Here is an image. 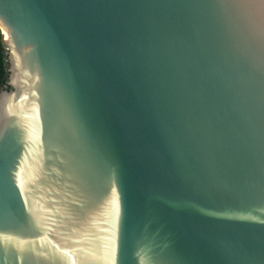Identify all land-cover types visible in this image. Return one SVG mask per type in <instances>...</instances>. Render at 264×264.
I'll use <instances>...</instances> for the list:
<instances>
[{
	"label": "water",
	"instance_id": "95a60500",
	"mask_svg": "<svg viewBox=\"0 0 264 264\" xmlns=\"http://www.w3.org/2000/svg\"><path fill=\"white\" fill-rule=\"evenodd\" d=\"M0 264H264V0H0Z\"/></svg>",
	"mask_w": 264,
	"mask_h": 264
},
{
	"label": "trees",
	"instance_id": "16d2710c",
	"mask_svg": "<svg viewBox=\"0 0 264 264\" xmlns=\"http://www.w3.org/2000/svg\"><path fill=\"white\" fill-rule=\"evenodd\" d=\"M7 56L5 55V49L0 34V90L6 84L8 73H7Z\"/></svg>",
	"mask_w": 264,
	"mask_h": 264
},
{
	"label": "bare ground",
	"instance_id": "6f19581e",
	"mask_svg": "<svg viewBox=\"0 0 264 264\" xmlns=\"http://www.w3.org/2000/svg\"><path fill=\"white\" fill-rule=\"evenodd\" d=\"M1 32H2V36H3V38H4L5 32H4V31H1Z\"/></svg>",
	"mask_w": 264,
	"mask_h": 264
},
{
	"label": "rangeland",
	"instance_id": "374dc122",
	"mask_svg": "<svg viewBox=\"0 0 264 264\" xmlns=\"http://www.w3.org/2000/svg\"><path fill=\"white\" fill-rule=\"evenodd\" d=\"M0 34H1V37L3 38V36H2V32L0 31Z\"/></svg>",
	"mask_w": 264,
	"mask_h": 264
}]
</instances>
